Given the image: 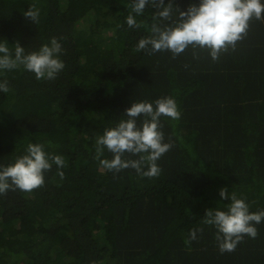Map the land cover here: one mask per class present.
<instances>
[{
    "label": "trees",
    "instance_id": "16d2710c",
    "mask_svg": "<svg viewBox=\"0 0 264 264\" xmlns=\"http://www.w3.org/2000/svg\"><path fill=\"white\" fill-rule=\"evenodd\" d=\"M199 2L173 0L182 11ZM129 3L0 0V40L10 50L19 42L27 54L62 38L65 64L54 80L23 68L0 73L11 89L0 92V165L29 143L65 160L64 179L53 165L43 187L0 195V264H264V221L257 238L223 254L216 229L201 223L206 210H226L222 188L246 197L251 212L264 210V22L253 19L218 61L206 50L195 58L191 47L173 59L135 51L156 9L146 6L135 17L142 26L130 29ZM32 4L38 24L23 15ZM162 96L176 100L181 117H161L175 145L158 160L159 175L101 170L95 137L133 102Z\"/></svg>",
    "mask_w": 264,
    "mask_h": 264
},
{
    "label": "clouds",
    "instance_id": "9594fccd",
    "mask_svg": "<svg viewBox=\"0 0 264 264\" xmlns=\"http://www.w3.org/2000/svg\"><path fill=\"white\" fill-rule=\"evenodd\" d=\"M146 6L155 8L150 35L139 39L135 51H146L148 55L156 52H171L175 59L189 47L193 56L198 58L197 50H206L213 61H218L222 53L235 51L237 43L248 33L250 22L255 19L264 22V2L262 0H200L191 4L186 11L175 6L173 0H130L126 24L130 29L142 25L136 16L143 15ZM174 11L177 13L173 16ZM34 24L39 23V9L36 4L30 5L23 12ZM60 39L52 37L49 43L43 44L38 51L25 53V48L17 42L14 52L6 40H0V73L23 68L35 75L37 80H54L65 68L60 59L62 44ZM9 82L0 80V92L10 91ZM124 119L114 127L105 128L102 135L95 137V156L101 170L119 173L122 170L134 169L141 178H153L161 169L158 160L175 145L172 137L165 142L161 117L179 120L181 113L172 96H162L154 102H133L125 109ZM143 117L138 124L139 118ZM107 150L112 158H104ZM24 155L14 163L0 165V195L9 190L32 193L45 184V173L53 165L58 169L57 175L64 179L65 160L61 155L48 153L43 144L29 143ZM126 154L138 159H127ZM219 195L230 202L226 210L208 209L201 223L216 229L215 240L221 254L233 252L244 238H257L259 225L264 221V210L251 212L247 198L238 196L235 191L229 194L222 188ZM198 232L203 228H193L184 240L186 246L197 240Z\"/></svg>",
    "mask_w": 264,
    "mask_h": 264
}]
</instances>
